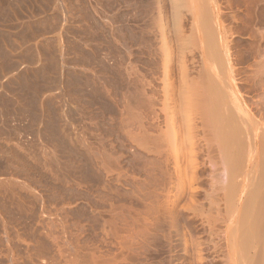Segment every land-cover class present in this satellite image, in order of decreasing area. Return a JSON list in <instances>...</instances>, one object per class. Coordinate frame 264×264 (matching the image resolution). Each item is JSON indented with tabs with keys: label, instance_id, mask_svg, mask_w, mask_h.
<instances>
[{
	"label": "rangeland",
	"instance_id": "1",
	"mask_svg": "<svg viewBox=\"0 0 264 264\" xmlns=\"http://www.w3.org/2000/svg\"><path fill=\"white\" fill-rule=\"evenodd\" d=\"M218 1L238 81H251L264 0ZM138 11L132 0H0V264H229L213 210L206 225L177 204L172 165L138 131L148 119L136 81H150L158 46L156 15ZM197 200L207 212L203 191Z\"/></svg>",
	"mask_w": 264,
	"mask_h": 264
},
{
	"label": "bare ground",
	"instance_id": "2",
	"mask_svg": "<svg viewBox=\"0 0 264 264\" xmlns=\"http://www.w3.org/2000/svg\"><path fill=\"white\" fill-rule=\"evenodd\" d=\"M132 1L139 18L156 15L148 34L158 38L156 50H148L150 81L143 83L145 73L136 81L134 103L142 110L138 115L145 112L148 119L138 131L172 165L177 204L186 199L191 212L205 216L206 225L213 210V223L225 228V261L264 264V97L258 102L247 98L253 92L264 95V59L252 82L238 81L230 52L232 32L223 24L218 0ZM247 84L252 89L239 87ZM208 163L213 170L208 165L211 182L205 191L200 190V176ZM220 172L222 181L217 180ZM202 191L207 212L197 200ZM196 252L202 261L201 249Z\"/></svg>",
	"mask_w": 264,
	"mask_h": 264
}]
</instances>
